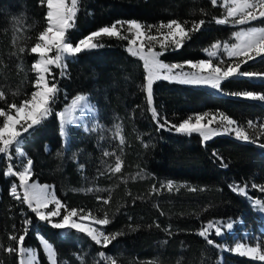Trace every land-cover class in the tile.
Wrapping results in <instances>:
<instances>
[{
  "label": "trees",
  "instance_id": "trees-1",
  "mask_svg": "<svg viewBox=\"0 0 264 264\" xmlns=\"http://www.w3.org/2000/svg\"><path fill=\"white\" fill-rule=\"evenodd\" d=\"M66 8L68 42L106 27L117 32L98 34L96 45L63 65L52 63L46 71L51 92L36 120L18 122L10 141H0V264H18L24 222L33 215L23 195L9 193L13 177L4 175L18 148L30 162V180L53 186L65 210L107 221L105 246L84 231L62 233L40 224L57 264H220L222 241L203 234L208 223L240 220L255 232L264 227L258 203L264 205V51L244 60L211 59L221 67L237 66L222 81L221 93L196 83L154 81L152 109L146 66L128 48L131 34L124 22L137 20L150 29L181 23L186 38L162 49L161 57L185 63L210 59L204 51L217 41H234L238 25L217 20L224 8L214 0H67ZM46 11V0H0L3 113L35 89L33 47L49 27ZM250 24L264 25V17ZM80 93L90 94L106 129L122 127L121 139L109 141L107 130L71 128L65 146L58 112ZM206 113L232 119L248 139L222 134L204 142L200 134L177 128ZM22 244L36 248L38 264H50L33 234ZM234 263L264 264L224 254L221 264Z\"/></svg>",
  "mask_w": 264,
  "mask_h": 264
},
{
  "label": "rangeland",
  "instance_id": "rangeland-1",
  "mask_svg": "<svg viewBox=\"0 0 264 264\" xmlns=\"http://www.w3.org/2000/svg\"><path fill=\"white\" fill-rule=\"evenodd\" d=\"M224 8V14L217 17L220 22H230L238 25L234 32V41L220 40L205 49L210 59L188 60L182 62H169L161 57L162 49L166 47H178L187 36V30L178 21H170L157 27L145 28L137 20H128L123 26L130 32L131 38L129 50L140 56L146 66L147 79L145 90L150 106L153 109V82L158 79H167L183 83H196L209 86L216 92L221 93V83L237 71L235 64L229 67H221L211 59L223 60L228 57L252 58L264 51V25L250 24L251 21L264 17V0H214ZM53 3V4H52ZM48 4L49 27L39 35V40L33 47L37 54L33 67L37 79L35 89L30 98L23 101L20 106H15L9 112L3 113L0 125V141H10L16 134L18 122H30L36 120L39 108L49 98L51 86L46 79V71L52 63L65 64L67 58L83 48L96 45L95 37L101 33H116L115 26L98 30L80 40L71 43L66 38L67 25V0H46ZM49 10L54 12L52 19L49 18ZM161 48V50L159 49ZM248 96H260L248 94ZM43 108V107H42ZM61 123V135L65 146L70 143V129L79 128L90 132L107 130V138L111 140L121 139V126L105 127L100 120V111L90 94L80 93L72 98L68 105L58 113ZM187 134L198 133L204 142L215 136L228 134L239 139L247 140L248 135L244 129L235 124V121L220 113H206L195 115L191 120H186L177 126ZM19 167V171H14ZM5 177H13V183L9 193L13 196H24V202L32 212V216L25 219L24 234L18 243V264H38L37 250L31 246H24L22 241L26 235L33 234L43 249L50 264H57L56 252L53 244L40 232L42 223L60 229L62 233L69 228L84 231L94 241L102 246L109 244L110 236L106 234L107 221L94 217L90 212L65 210L62 201L56 195L53 186L39 184L30 180V162L23 151L18 148V156L9 160ZM260 205L262 203L258 202ZM259 213L264 215V205L259 208ZM264 227L255 232L245 227L239 221H215L208 223L203 230L207 237L215 235L222 242L220 247L219 263L224 259V254L237 255L264 262V245L262 233ZM210 239V238H209ZM235 264V263H234Z\"/></svg>",
  "mask_w": 264,
  "mask_h": 264
},
{
  "label": "bare ground",
  "instance_id": "bare-ground-1",
  "mask_svg": "<svg viewBox=\"0 0 264 264\" xmlns=\"http://www.w3.org/2000/svg\"><path fill=\"white\" fill-rule=\"evenodd\" d=\"M50 2L53 1V0H49ZM53 4V3H52ZM49 18L52 19V16H54V12L52 10H49ZM53 20V19H52ZM61 114V112H60Z\"/></svg>",
  "mask_w": 264,
  "mask_h": 264
},
{
  "label": "water",
  "instance_id": "water-1",
  "mask_svg": "<svg viewBox=\"0 0 264 264\" xmlns=\"http://www.w3.org/2000/svg\"><path fill=\"white\" fill-rule=\"evenodd\" d=\"M46 5H48V4H46ZM43 106H41L40 108H39V110L42 108Z\"/></svg>",
  "mask_w": 264,
  "mask_h": 264
},
{
  "label": "crops",
  "instance_id": "crops-1",
  "mask_svg": "<svg viewBox=\"0 0 264 264\" xmlns=\"http://www.w3.org/2000/svg\"><path fill=\"white\" fill-rule=\"evenodd\" d=\"M180 25L184 28V26L180 23Z\"/></svg>",
  "mask_w": 264,
  "mask_h": 264
}]
</instances>
